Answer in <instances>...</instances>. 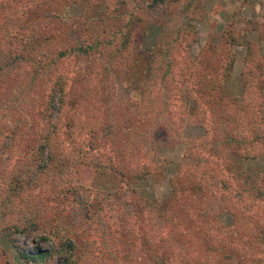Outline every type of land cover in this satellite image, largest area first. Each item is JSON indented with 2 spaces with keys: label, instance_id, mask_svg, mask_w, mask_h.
I'll return each mask as SVG.
<instances>
[{
  "label": "trees",
  "instance_id": "1",
  "mask_svg": "<svg viewBox=\"0 0 264 264\" xmlns=\"http://www.w3.org/2000/svg\"><path fill=\"white\" fill-rule=\"evenodd\" d=\"M201 1L0 0V234L33 239L22 264H264V174L230 171L264 160V44L232 22L178 65ZM146 24L161 39L141 52ZM237 47L239 97L224 86ZM185 125L204 129L184 141L190 166L163 201L141 198L131 184L163 169L156 132ZM80 166L130 200L77 184ZM0 264H15L1 247Z\"/></svg>",
  "mask_w": 264,
  "mask_h": 264
},
{
  "label": "rangeland",
  "instance_id": "2",
  "mask_svg": "<svg viewBox=\"0 0 264 264\" xmlns=\"http://www.w3.org/2000/svg\"><path fill=\"white\" fill-rule=\"evenodd\" d=\"M70 7L79 15V12L76 11L78 8L75 3H71ZM199 12L201 14V20L199 23H194L197 42H193V46L189 49L190 53L188 56L186 53L176 55L175 58L178 65L182 64L184 59L190 60L189 57L195 56L202 47L208 48V43L217 45L221 39L223 29H227L228 25L232 22H234L235 25L237 24L236 26L240 32V36L244 38V34L247 32L250 39L257 38L264 44V28L261 27L258 29L260 25H264V0H202ZM159 19L166 21L165 15H160ZM174 22L173 20V23ZM147 25L148 24L143 27L142 31L140 30L135 40L136 46L141 52L152 49L160 43L161 39L159 35L162 33V30L160 28L155 29V24H150L148 27ZM252 26L254 29L250 30ZM261 29V34L256 32V30L259 31ZM231 51L235 58V64L234 69L230 72V77L225 80L224 86L229 95L239 97L241 88L240 74L243 67L245 49L237 47ZM262 54L264 55V51H262ZM207 55L208 54H204L203 58L207 57ZM137 67H139L137 72L140 73L141 64H138ZM138 76H140V74H138ZM119 90H121V88H119ZM165 131L166 130H160L155 134L157 140V153L159 158L163 161L161 173H152L144 180L131 184V187L136 189V192L141 195V198L157 202L163 201L169 195V179L175 174L177 166L181 162L184 163L186 167L190 166V161L184 160L183 158L184 141L192 137L201 136L204 129L187 125L183 130H180V132L178 131L176 136L174 134L170 136L172 133L170 134ZM234 169L240 172L247 171L250 174L263 175L264 160L252 161L233 158L232 170L230 171H234ZM105 172V174L98 175L91 168L80 166L77 168V184L83 185L93 190V192H100L103 195H110L116 190H121L123 194L129 196V201V188L123 185L119 177H115L112 172L108 170ZM126 209L128 212L130 211L129 205ZM150 225L149 230L157 237L160 236L161 230L165 229V224L159 221H155ZM32 241L33 239L26 236H11L8 230L0 234V247L9 254L10 259L15 264H22L16 251H14L15 246L29 248ZM40 245L42 248L49 250V243L42 242ZM58 258L59 257H57V259Z\"/></svg>",
  "mask_w": 264,
  "mask_h": 264
}]
</instances>
